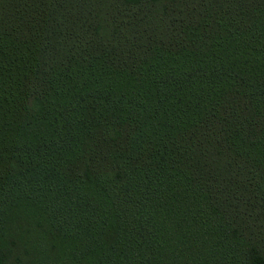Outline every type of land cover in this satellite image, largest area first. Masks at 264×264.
Segmentation results:
<instances>
[{"label":"trees","instance_id":"16d2710c","mask_svg":"<svg viewBox=\"0 0 264 264\" xmlns=\"http://www.w3.org/2000/svg\"><path fill=\"white\" fill-rule=\"evenodd\" d=\"M0 264H264V0H0Z\"/></svg>","mask_w":264,"mask_h":264}]
</instances>
